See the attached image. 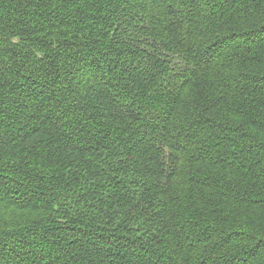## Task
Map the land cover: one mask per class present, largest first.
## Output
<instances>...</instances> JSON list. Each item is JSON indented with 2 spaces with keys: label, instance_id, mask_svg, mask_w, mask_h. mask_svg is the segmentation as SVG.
Segmentation results:
<instances>
[{
  "label": "trees",
  "instance_id": "obj_1",
  "mask_svg": "<svg viewBox=\"0 0 264 264\" xmlns=\"http://www.w3.org/2000/svg\"><path fill=\"white\" fill-rule=\"evenodd\" d=\"M0 264H264V0H0Z\"/></svg>",
  "mask_w": 264,
  "mask_h": 264
}]
</instances>
